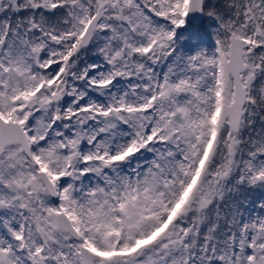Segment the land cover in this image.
Segmentation results:
<instances>
[{
  "label": "snow or ice",
  "instance_id": "1",
  "mask_svg": "<svg viewBox=\"0 0 264 264\" xmlns=\"http://www.w3.org/2000/svg\"><path fill=\"white\" fill-rule=\"evenodd\" d=\"M0 264H264V0H0Z\"/></svg>",
  "mask_w": 264,
  "mask_h": 264
},
{
  "label": "flooded vegetation",
  "instance_id": "2",
  "mask_svg": "<svg viewBox=\"0 0 264 264\" xmlns=\"http://www.w3.org/2000/svg\"><path fill=\"white\" fill-rule=\"evenodd\" d=\"M201 23L202 22L194 24L190 21L186 24V26L178 30V34L180 37L179 44L183 52L190 53L192 49L197 50L199 46L203 43V29L201 28Z\"/></svg>",
  "mask_w": 264,
  "mask_h": 264
},
{
  "label": "rangeland",
  "instance_id": "3",
  "mask_svg": "<svg viewBox=\"0 0 264 264\" xmlns=\"http://www.w3.org/2000/svg\"><path fill=\"white\" fill-rule=\"evenodd\" d=\"M201 24H202L203 28H205V29L208 30V32H213V27H214V25H213V23L210 24V21H209L207 18H204V20H203V22H202ZM185 26H186V25H185ZM209 29H210L211 31H210ZM183 36H184V34H183ZM215 46H216V44H215L214 42L205 40V41L199 46L198 49H200V48H206V49L211 50V49H214ZM198 49H197V50H198ZM197 50L192 49V50L190 51V53H195ZM257 211H260V210H259L258 208H256L255 206L250 210V212H252V213H255V212H257Z\"/></svg>",
  "mask_w": 264,
  "mask_h": 264
},
{
  "label": "water",
  "instance_id": "4",
  "mask_svg": "<svg viewBox=\"0 0 264 264\" xmlns=\"http://www.w3.org/2000/svg\"><path fill=\"white\" fill-rule=\"evenodd\" d=\"M201 19L202 18H200V17H195V18H193V19H191L192 20V22H194V23H198L199 21H201Z\"/></svg>",
  "mask_w": 264,
  "mask_h": 264
}]
</instances>
